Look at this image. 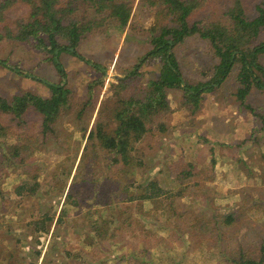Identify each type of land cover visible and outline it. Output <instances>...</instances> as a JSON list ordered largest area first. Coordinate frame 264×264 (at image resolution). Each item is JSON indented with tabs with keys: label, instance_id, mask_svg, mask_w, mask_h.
Returning a JSON list of instances; mask_svg holds the SVG:
<instances>
[{
	"label": "rangeland",
	"instance_id": "rangeland-1",
	"mask_svg": "<svg viewBox=\"0 0 264 264\" xmlns=\"http://www.w3.org/2000/svg\"><path fill=\"white\" fill-rule=\"evenodd\" d=\"M127 1L131 12L124 26L102 14L103 24L99 15L89 25L92 29L82 30L76 39L57 36L62 46L54 55L60 72L50 53L26 41H0V97L7 104L25 93L49 98L52 84L66 87L67 104L71 103L69 113L55 124L52 140L40 130L33 107L21 120H10V113L2 118L0 255L11 256L16 264H35L46 245L44 261H48L42 264L259 261L264 243V89L253 87L243 102L238 100L237 64L210 89L216 59L205 39L195 34L180 43L167 41L181 85L164 89L167 109L151 108L143 118L152 131L130 143L129 164L113 162L111 157L120 155L110 154L98 141L97 130L114 133L117 113L125 108L133 112V104L152 95L151 83L158 80L161 62L144 58L159 29L176 25L159 3ZM245 3L252 9L258 4L264 7V0ZM85 10L77 9L65 19L76 17L86 23ZM30 12L31 6L23 3L8 7L0 26L15 30ZM69 43H74L69 48L76 54L62 48ZM258 61L264 67V52ZM187 83L201 86L197 102L185 94ZM6 132L35 146L27 158L4 154L11 163L2 161L1 151L12 149L15 142L6 138ZM24 168L42 171L32 179L23 175ZM183 171L190 176L181 182L177 176ZM153 180L166 193L160 196L181 192L168 214L160 215L148 202L128 200ZM22 183L34 187V192L18 194L15 187ZM126 204L129 207L121 216ZM231 213V223L218 218L217 224L213 220L205 224L210 214ZM125 216L132 218L131 223L133 216L141 220L144 230L133 235L131 225L128 232ZM0 264H4L1 258Z\"/></svg>",
	"mask_w": 264,
	"mask_h": 264
},
{
	"label": "trees",
	"instance_id": "trees-1",
	"mask_svg": "<svg viewBox=\"0 0 264 264\" xmlns=\"http://www.w3.org/2000/svg\"><path fill=\"white\" fill-rule=\"evenodd\" d=\"M139 1H145L148 5L159 3L164 7L166 17H171V21L175 22L176 25H164L159 29V33L151 39L154 44L153 49L148 51L144 58L145 60L151 59V61L155 58V61L161 62L158 80L151 83L153 86L152 95H147L145 101L141 104L139 102L133 104V112L132 109L125 108L122 112L124 116H122V113H117L116 116L119 119V124L113 130L114 133L103 134L99 130L96 131V137L100 141L102 148L106 149L110 154L120 155V157H111V160L125 164L130 163L128 158L130 143L140 141L146 131H152L144 123L143 118L145 115L151 108L167 109L169 105L164 95V89L167 87L177 88L181 85L177 62L173 54L167 53L170 46L167 41H171L172 44L180 43L185 38L197 34L208 42V47H210V51H212L216 59L212 68L211 78L208 81L210 89L217 83L220 85L230 74L235 64L238 65L237 80L240 85L236 93L238 100L243 102L253 87L264 89V67L258 61L259 54L264 52V38L262 37V33L264 32L263 6L258 4L255 6V9H252L246 5L245 0ZM17 3L31 6L30 17L24 23H17L15 30L0 26V41H26L32 46L38 47L40 51L50 53L52 55L51 61H53L59 72L62 69L55 59L56 55H54V50L62 46L57 41L58 35H63L67 39H76L82 30L87 31L92 29L89 28V25L96 21L99 15L101 16L100 25L104 23V17H108L116 20L120 26H124L129 20L131 12L127 0H0V23L3 20V12L8 7H12ZM80 8L86 9L85 15L82 16L87 20L86 23H81L80 20H76V17L65 19L73 15ZM88 10H91V15L87 13ZM102 14H104V17H102ZM214 16H218V19H213ZM74 46V43H69L62 48L74 54V49L71 50L69 48H74ZM49 88L53 91L52 96L49 98L25 93L23 95H15L12 103L7 104L6 99L0 97V124L3 116L9 113L10 120H21L27 108L33 107L38 112L40 130L48 138L46 140H52L54 138L52 134L57 132L55 124L62 114L69 113L71 103L67 104L70 98L68 97L69 90L66 87L60 84H52ZM199 89H201L200 85H190L187 83L185 84L184 91L188 98H191L193 102H197L198 95L202 92L198 93ZM131 106L129 105L128 107ZM76 117H79V114ZM262 119L264 118L262 117ZM0 128L3 127L0 126ZM259 130L261 131V129L256 131ZM47 131L49 134L51 133L50 137L47 135ZM93 132L89 134H94ZM5 135L7 139H15V142L12 149L1 151L3 162L8 160L7 157L22 156L27 158L26 155H29L35 148L33 144L29 145L28 141L22 140V137H16L10 132H6ZM254 140L255 142L260 141L258 137ZM67 154L69 155L68 148ZM133 160L135 159L133 158ZM8 163L11 162L8 160ZM41 171V168L40 171L37 168L25 171L24 168L23 175L27 174V177L30 176V178L34 179L37 176L36 174H39ZM188 176H190V172L183 171L179 173L177 178L183 182ZM15 188L18 194L22 195L34 192V187L26 188L24 183ZM139 194L137 196H134V194L128 200L133 199V202L139 201L142 204L148 202L158 208L160 215L164 213L168 214L170 208L176 205L177 198L181 196L180 191H169L164 197L160 196L166 193L159 187L156 180L147 183ZM124 207V210L121 211V216L124 215V211L129 207V204H126ZM100 214L99 212L96 213L98 216ZM233 215L234 213L225 216L210 214L209 217L211 218L208 219L205 216L203 218L207 220L206 225L211 220L215 224L219 223L218 218H223L225 223H231ZM123 218V226L124 228L125 226L127 227L128 232L132 230L130 227L133 225V235L138 230H144L145 226L143 222L141 220L135 221V216H133V223H131V217L126 218L125 216ZM43 232H46L45 228H43ZM143 248L147 249L146 247ZM7 256V254L4 256L3 254L0 255L1 261H4V264L17 263V260L12 259L11 256ZM129 256L133 257L134 255L130 254ZM47 261L45 260L43 263ZM243 263L264 264V243L261 242L259 261L246 260Z\"/></svg>",
	"mask_w": 264,
	"mask_h": 264
},
{
	"label": "crops",
	"instance_id": "crops-1",
	"mask_svg": "<svg viewBox=\"0 0 264 264\" xmlns=\"http://www.w3.org/2000/svg\"><path fill=\"white\" fill-rule=\"evenodd\" d=\"M46 244H48V243H46ZM44 250L46 251V253H45L46 255L44 254ZM41 252H42L41 255L38 256V257H39L38 260H39L40 263H37L38 260L36 259V263H35V264H42V262L44 261V259L47 258V254H48L49 251H47V247H46V245L44 246V249L41 250ZM47 260H48V259H47ZM49 260H51V258H50ZM52 260H53V258H52ZM58 260H59V259H58ZM59 261H60V260H59Z\"/></svg>",
	"mask_w": 264,
	"mask_h": 264
},
{
	"label": "water",
	"instance_id": "water-1",
	"mask_svg": "<svg viewBox=\"0 0 264 264\" xmlns=\"http://www.w3.org/2000/svg\"><path fill=\"white\" fill-rule=\"evenodd\" d=\"M57 53V51H55Z\"/></svg>",
	"mask_w": 264,
	"mask_h": 264
}]
</instances>
